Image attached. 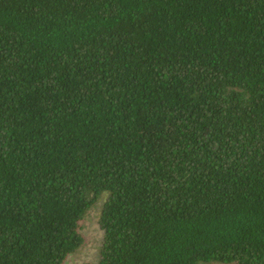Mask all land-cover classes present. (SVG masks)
Returning a JSON list of instances; mask_svg holds the SVG:
<instances>
[{
  "label": "trees",
  "instance_id": "trees-1",
  "mask_svg": "<svg viewBox=\"0 0 264 264\" xmlns=\"http://www.w3.org/2000/svg\"><path fill=\"white\" fill-rule=\"evenodd\" d=\"M264 264V0H0V264Z\"/></svg>",
  "mask_w": 264,
  "mask_h": 264
},
{
  "label": "rangeland",
  "instance_id": "rangeland-1",
  "mask_svg": "<svg viewBox=\"0 0 264 264\" xmlns=\"http://www.w3.org/2000/svg\"><path fill=\"white\" fill-rule=\"evenodd\" d=\"M107 196L106 194L103 197L98 206L88 215L84 222L85 245L76 253L72 254L65 264H99L104 240V235L99 226V214Z\"/></svg>",
  "mask_w": 264,
  "mask_h": 264
}]
</instances>
